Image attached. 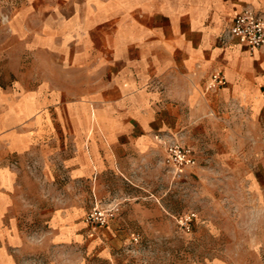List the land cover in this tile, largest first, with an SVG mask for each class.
Instances as JSON below:
<instances>
[{
  "label": "crops",
  "instance_id": "obj_1",
  "mask_svg": "<svg viewBox=\"0 0 264 264\" xmlns=\"http://www.w3.org/2000/svg\"><path fill=\"white\" fill-rule=\"evenodd\" d=\"M246 6L264 14V0H0V248L24 240L36 178L130 181L163 161L157 133L194 136V171L209 126L225 160L264 148V45L224 39ZM216 69L227 84L208 89ZM46 209L50 233L82 239L75 202Z\"/></svg>",
  "mask_w": 264,
  "mask_h": 264
},
{
  "label": "rangeland",
  "instance_id": "obj_2",
  "mask_svg": "<svg viewBox=\"0 0 264 264\" xmlns=\"http://www.w3.org/2000/svg\"><path fill=\"white\" fill-rule=\"evenodd\" d=\"M210 127L201 128L198 166L182 180L172 179L159 154L130 181L108 173L99 185L82 178L77 189L65 192L67 178H36L34 202L20 221L25 238L0 248V264H208L216 258L264 264V148L248 142L245 157L225 160L208 147L218 137ZM179 136L184 142L194 137ZM253 148L258 150L251 156ZM44 167L52 166L35 162L34 169ZM54 167L62 169L59 162ZM114 200L120 209L107 225L86 223L90 210ZM64 201L80 207L82 239L50 233L54 209L46 207ZM190 212L195 216L187 229L181 217Z\"/></svg>",
  "mask_w": 264,
  "mask_h": 264
},
{
  "label": "built area",
  "instance_id": "obj_3",
  "mask_svg": "<svg viewBox=\"0 0 264 264\" xmlns=\"http://www.w3.org/2000/svg\"><path fill=\"white\" fill-rule=\"evenodd\" d=\"M224 39L235 40L250 50L264 45V14L250 6L242 8L233 18ZM227 84V78L221 69L213 70L207 81L208 89H218ZM264 92V83H263ZM155 137L165 147L163 165L168 170L172 179L182 180L189 174L191 168L197 165L198 156L193 146L184 142L179 135L157 133ZM117 205L107 208L95 206L86 216L85 221L92 226H105L117 215ZM195 212H190L181 217V223L189 229ZM137 240V236H135Z\"/></svg>",
  "mask_w": 264,
  "mask_h": 264
}]
</instances>
